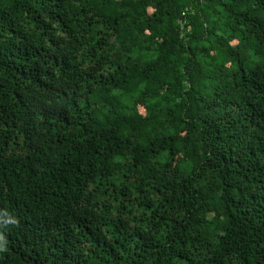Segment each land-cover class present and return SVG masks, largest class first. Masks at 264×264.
Segmentation results:
<instances>
[{
    "label": "trees",
    "instance_id": "obj_1",
    "mask_svg": "<svg viewBox=\"0 0 264 264\" xmlns=\"http://www.w3.org/2000/svg\"><path fill=\"white\" fill-rule=\"evenodd\" d=\"M0 264H264V0H0Z\"/></svg>",
    "mask_w": 264,
    "mask_h": 264
}]
</instances>
